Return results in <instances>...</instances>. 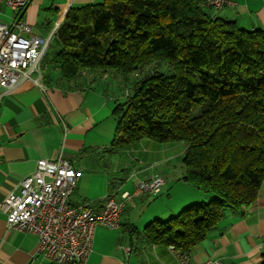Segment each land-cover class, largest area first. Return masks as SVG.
I'll return each instance as SVG.
<instances>
[{
	"label": "trees",
	"instance_id": "obj_1",
	"mask_svg": "<svg viewBox=\"0 0 264 264\" xmlns=\"http://www.w3.org/2000/svg\"><path fill=\"white\" fill-rule=\"evenodd\" d=\"M204 2L71 7L41 63L44 83L68 90L112 77L123 87L139 73L115 101L110 150L143 140L187 144L182 180L213 199L155 219L143 234L190 257L227 211L257 201L264 182V30H244Z\"/></svg>",
	"mask_w": 264,
	"mask_h": 264
},
{
	"label": "crops",
	"instance_id": "obj_2",
	"mask_svg": "<svg viewBox=\"0 0 264 264\" xmlns=\"http://www.w3.org/2000/svg\"><path fill=\"white\" fill-rule=\"evenodd\" d=\"M98 1L31 0L23 20L37 37L49 39L71 7L100 3ZM232 1L233 6L214 10V14L235 22L244 30H264V0ZM13 17L14 11L0 0V23L9 24ZM104 80L80 84L71 90L44 83L43 78L40 85L28 80L10 91L0 86V264H55L41 254L36 235L8 227L7 215L1 206L21 180L35 171L37 161L64 157L73 163H87V158L109 150L111 144L102 141L112 131V110L118 95ZM187 148L183 142L161 144L143 140L122 152L132 168L123 170L121 183L111 184L106 194L95 198L75 197V190L73 205L93 203L94 208L100 210L104 198L111 192L117 193L120 199L124 192L134 193L139 180L162 177L166 181L160 195L135 196L128 200L118 229L97 228L93 251L86 264H180L169 246L148 241L142 225L153 218H171L184 207L172 205L169 195L168 200L159 202V210L145 215L153 208L152 205L146 207L149 197L162 196L170 186L172 191L176 186L189 192L193 190V198L187 199L189 203L213 199L211 195L191 189L182 180L185 172L182 159ZM135 163L142 167L134 169ZM263 255L264 182L257 201L243 211H227L218 226L194 248L191 260L194 264L208 260H222L225 264H261Z\"/></svg>",
	"mask_w": 264,
	"mask_h": 264
},
{
	"label": "built area",
	"instance_id": "obj_3",
	"mask_svg": "<svg viewBox=\"0 0 264 264\" xmlns=\"http://www.w3.org/2000/svg\"><path fill=\"white\" fill-rule=\"evenodd\" d=\"M1 1L14 11V17L9 24L0 23V86L10 91L28 80L40 85L41 63L59 25L49 39L37 37L23 20L31 0ZM233 5L232 0H205L203 4L215 10ZM79 177L80 172L69 159H41L35 171L21 180L1 206L8 227L36 235L41 254L55 264H86L97 228L118 229L128 200L160 195L166 184L162 177L139 180L134 193L124 192L120 199L117 193H110L104 198L103 207L96 210L93 203L72 204ZM169 248L180 264H194L189 255L174 246ZM203 264L225 263L208 260Z\"/></svg>",
	"mask_w": 264,
	"mask_h": 264
},
{
	"label": "rangeland",
	"instance_id": "obj_4",
	"mask_svg": "<svg viewBox=\"0 0 264 264\" xmlns=\"http://www.w3.org/2000/svg\"><path fill=\"white\" fill-rule=\"evenodd\" d=\"M102 0H99L98 2H101ZM63 23V22H62ZM61 23V24H62ZM60 26V25H59ZM59 28V27H58ZM58 28L55 32V35L58 31ZM54 35V37H55ZM53 46V48H51ZM54 40L51 42V45L49 47L48 52L51 50H54ZM139 76V73L132 74L128 77L125 82H123V87H120V83L118 82L117 78H106L104 81L109 82V86L114 87L115 93L118 95V98H122L125 94V91L127 89L132 90L134 81L137 79ZM120 81H124V77H120ZM127 88V89H126ZM114 121V122H113ZM113 124H110L112 126V131L106 135L105 139H103L102 142H108L109 144L112 143L115 135V130H116V125L117 122L113 120ZM111 123V122H110ZM109 128V124L106 126ZM107 152H104L99 155L92 156L91 158H87V163H84L83 161L80 162H75L74 167L80 172V177H79V182L77 186V190L75 193V197H79V195L83 197H89V198H95V197H100L103 194H106L109 190V188L113 185L116 186L117 184L121 183V181L124 179L123 175L125 171L124 169L132 168L130 164V160H128L127 156L122 153H115L111 152L110 148ZM134 164V163H133ZM135 168H140L142 165L139 163H135ZM179 181H176L175 185H178ZM112 184V185H111ZM190 187V186H189ZM112 188V187H111ZM173 187L170 186L167 189H165L164 193L162 196L158 197H149L150 203L146 206L149 208L151 205L153 208H150L149 211L146 212L145 215H148L152 213L155 209H160L161 206L159 202L166 201L168 200V197L170 195V198L168 201H171L172 205L175 206H184L181 208L183 210L184 208L193 205L194 201L187 202L188 200H191V197L193 198L191 192L193 190H190L191 192L182 189L180 186L177 187L172 191ZM194 189V188H191ZM180 210V211H181ZM179 211V212H180ZM179 212H177L175 215L176 216ZM139 213V218L142 216L141 210L138 212ZM170 217H165L162 220L166 221ZM152 221H154V218L151 219L147 224L142 227L144 228L148 224H150Z\"/></svg>",
	"mask_w": 264,
	"mask_h": 264
}]
</instances>
